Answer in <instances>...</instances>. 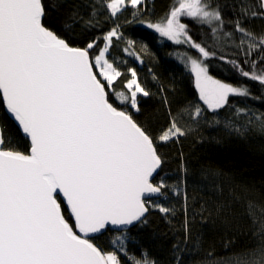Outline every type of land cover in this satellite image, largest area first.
Segmentation results:
<instances>
[{
  "label": "snow or ice",
  "instance_id": "snow-or-ice-1",
  "mask_svg": "<svg viewBox=\"0 0 264 264\" xmlns=\"http://www.w3.org/2000/svg\"><path fill=\"white\" fill-rule=\"evenodd\" d=\"M64 7L48 0H0V101L6 119L28 141L27 151L19 150L6 119H0V264H122L118 252L130 264H155L128 257L125 235L116 237L113 251L94 240L109 226L126 233L129 226L146 224L150 209L174 217L176 209L153 203L166 191L184 200L183 239L173 246L176 264H182V246L193 240L197 219L215 228L241 203L258 243L223 264H264V204L244 200L247 189L227 173L206 170L211 178L205 185L208 199H202L199 212L191 205V215L189 167L182 154L180 182H154L166 163L160 146L189 135L180 122L186 115L199 122L207 111L218 117L220 110H231L234 116L223 122L230 134L246 138L253 130L264 132V112L233 108L230 100L264 104V95L255 96L246 85L224 82L209 72L211 60L217 59L264 88V31L250 28L254 20L264 21V0H235L230 13L213 0H172L160 20L147 22L159 37L187 49L177 58L193 76L205 106L189 105L173 114L165 88L158 85L169 117L158 135L136 119L141 101L155 93L135 68L121 70L126 60L112 55L123 44L121 53L143 63L137 42L125 37L124 25L117 21L131 9L133 21L144 24L140 17L146 0H90L86 14L73 8L60 17L58 9ZM98 16L112 19L114 26L99 38L85 36L84 46H78L76 27L82 26L84 33L97 28ZM133 21L125 19L126 24ZM186 21L207 28L211 43L194 40ZM141 51L147 52V45Z\"/></svg>",
  "mask_w": 264,
  "mask_h": 264
},
{
  "label": "trees",
  "instance_id": "trees-1",
  "mask_svg": "<svg viewBox=\"0 0 264 264\" xmlns=\"http://www.w3.org/2000/svg\"><path fill=\"white\" fill-rule=\"evenodd\" d=\"M51 5L65 4L58 9L60 17H65L69 9H79L81 14L90 11V0H48ZM235 0H213L219 3L225 13H230V6ZM172 0H146L145 14L140 17L145 23L133 21L131 9L119 16L118 23L124 25L122 31L128 39L136 41V51L141 64L135 57L120 52L123 44L112 51V55L121 57L127 61L121 67L126 71L128 67L135 68L143 85L155 95L144 98L141 101V112L136 119L146 124L158 135L168 126L169 117L165 105L161 102L158 85L165 88L173 114L185 107H205L199 99L198 90L195 87L193 76L177 58L187 49L175 45L166 38L147 28L148 21L160 20L169 10ZM227 6V7H226ZM101 11H103L101 9ZM85 18H87L85 16ZM99 27L83 32L82 26L76 27L74 36L78 46L83 45V38L88 40L99 38L110 27L114 26L112 19L98 16ZM125 19L133 21L125 23ZM193 39L202 42L207 39L211 43L207 28H199L190 21ZM250 28L259 33L264 31V21L254 20ZM141 45H147V52L141 51ZM195 55V53H192ZM229 59L234 58L231 49H225ZM212 76L227 83L246 85L255 96L264 95V88L258 83L242 78L231 65L217 59H212L209 66ZM153 76L156 79H153ZM174 90V91H173ZM233 108L250 107L257 112H264V104L259 100L230 97ZM234 116L231 110H220L218 117H214L211 111L205 112L206 119L193 122L187 115L180 122L182 126L190 129L189 135L181 138L178 143H169L160 146V151L166 158L163 171L155 179L156 183L163 180L169 186L180 182L179 160L181 154L189 167L186 190L188 193L189 214L195 204V210L199 212L202 199L206 200V184H210V177L206 178V170L209 168L220 169L233 178L235 184L244 186L247 191L244 200L249 198L257 203L264 204V132L253 130L246 138H238L230 134L223 126L225 120ZM0 119H6L0 101ZM219 119L221 123H214ZM8 131L18 139L17 147L21 151H27L28 141L19 134L15 123L6 119ZM166 207L176 209V215L165 216L157 209H150L147 223L136 225L124 232L108 231L102 236L96 237L94 243L106 251L116 250L113 241L116 237L125 235L124 241L128 257L155 261V264H176V253L173 246L183 239V214L182 196H176L171 191H166L164 198L155 200ZM245 205L241 203L233 211L225 223H217L215 228L204 226L197 219L193 226V240L188 243L180 254L182 264H223L239 253L253 248L258 239L253 234L252 222L244 212ZM122 264H130V261L122 253L118 252Z\"/></svg>",
  "mask_w": 264,
  "mask_h": 264
},
{
  "label": "water",
  "instance_id": "water-1",
  "mask_svg": "<svg viewBox=\"0 0 264 264\" xmlns=\"http://www.w3.org/2000/svg\"><path fill=\"white\" fill-rule=\"evenodd\" d=\"M157 178V177H156ZM159 198V197H158ZM155 199V198H154ZM135 226H129L128 230L134 228ZM127 230V231H128ZM108 231H111V232H122V230L120 228H118L117 226H109L108 229L102 231L101 233H98V234H95L96 237H99V236H102L104 235L105 233H107Z\"/></svg>",
  "mask_w": 264,
  "mask_h": 264
},
{
  "label": "bare ground",
  "instance_id": "bare-ground-1",
  "mask_svg": "<svg viewBox=\"0 0 264 264\" xmlns=\"http://www.w3.org/2000/svg\"><path fill=\"white\" fill-rule=\"evenodd\" d=\"M155 182V181H154ZM165 196V195H164ZM164 196L163 197H159V198H155L153 201H155V200H159V199H162V198H164Z\"/></svg>",
  "mask_w": 264,
  "mask_h": 264
},
{
  "label": "rangeland",
  "instance_id": "rangeland-1",
  "mask_svg": "<svg viewBox=\"0 0 264 264\" xmlns=\"http://www.w3.org/2000/svg\"><path fill=\"white\" fill-rule=\"evenodd\" d=\"M148 28V27H147ZM149 29V28H148ZM151 31L155 32L153 29H150ZM156 33V32H155ZM158 34V33H157Z\"/></svg>",
  "mask_w": 264,
  "mask_h": 264
}]
</instances>
